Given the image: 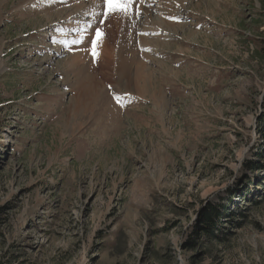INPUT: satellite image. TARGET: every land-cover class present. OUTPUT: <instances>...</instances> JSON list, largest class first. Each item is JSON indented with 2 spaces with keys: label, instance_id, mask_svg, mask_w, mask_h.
I'll return each instance as SVG.
<instances>
[{
  "label": "rangeland",
  "instance_id": "rangeland-1",
  "mask_svg": "<svg viewBox=\"0 0 264 264\" xmlns=\"http://www.w3.org/2000/svg\"><path fill=\"white\" fill-rule=\"evenodd\" d=\"M117 2L0 0V264H264V0Z\"/></svg>",
  "mask_w": 264,
  "mask_h": 264
},
{
  "label": "trees",
  "instance_id": "trees-1",
  "mask_svg": "<svg viewBox=\"0 0 264 264\" xmlns=\"http://www.w3.org/2000/svg\"><path fill=\"white\" fill-rule=\"evenodd\" d=\"M258 42L256 43H260V41H262L261 39L257 40ZM264 54V50L263 48H261L260 50H257L255 53V56L262 58ZM264 61V59H262ZM262 60H259L260 63L262 62ZM262 166V165H261ZM251 170H254L255 168H259L258 164H252L251 167H249ZM222 216H225V214L219 209V208H215V207H209L204 213L203 215L200 217V225H199V231L201 233H203L204 235H207L209 237H213L216 238L214 232L217 229V226L215 225L216 220H218L219 218H221Z\"/></svg>",
  "mask_w": 264,
  "mask_h": 264
},
{
  "label": "snow or ice",
  "instance_id": "snow-or-ice-1",
  "mask_svg": "<svg viewBox=\"0 0 264 264\" xmlns=\"http://www.w3.org/2000/svg\"><path fill=\"white\" fill-rule=\"evenodd\" d=\"M107 3V10L108 12H113V11H121V12H126L127 10V3H118L117 0H106ZM102 33L99 31L96 32V39L92 41L93 44V55H95V46L96 43L99 41L101 38Z\"/></svg>",
  "mask_w": 264,
  "mask_h": 264
},
{
  "label": "bare ground",
  "instance_id": "bare-ground-1",
  "mask_svg": "<svg viewBox=\"0 0 264 264\" xmlns=\"http://www.w3.org/2000/svg\"><path fill=\"white\" fill-rule=\"evenodd\" d=\"M95 2V1H94ZM1 70H2V66L0 67V73H1Z\"/></svg>",
  "mask_w": 264,
  "mask_h": 264
}]
</instances>
